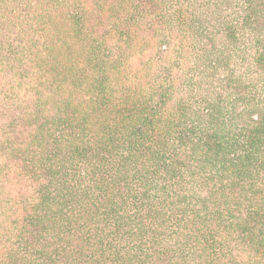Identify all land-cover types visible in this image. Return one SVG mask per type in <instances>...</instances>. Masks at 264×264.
I'll return each instance as SVG.
<instances>
[{"label": "trees", "instance_id": "16d2710c", "mask_svg": "<svg viewBox=\"0 0 264 264\" xmlns=\"http://www.w3.org/2000/svg\"><path fill=\"white\" fill-rule=\"evenodd\" d=\"M197 1L192 17L179 1L171 10L184 24L233 28L224 39L214 29L192 38L181 70L197 78L180 80L175 63L161 61L169 43L160 25L146 19L157 20L167 0L130 12L126 0H0V85L15 65L9 40L18 41L28 51L22 119L40 154L23 170L31 193L13 197L30 211L10 217L19 231L0 230V264H264V0H244L239 19L217 0ZM144 70L166 84H145ZM185 79L190 94L170 118V84ZM174 176L172 193L165 180ZM140 247L153 251L149 260L123 256ZM27 249L29 262L20 261Z\"/></svg>", "mask_w": 264, "mask_h": 264}, {"label": "rangeland", "instance_id": "374dc122", "mask_svg": "<svg viewBox=\"0 0 264 264\" xmlns=\"http://www.w3.org/2000/svg\"><path fill=\"white\" fill-rule=\"evenodd\" d=\"M176 1H179L178 3L181 5V9L185 15L188 17H192L193 9H189L190 7H196L200 6L199 2L197 0H167L166 3H161L157 7V20H151L152 17H147L146 19L154 25L159 24L160 30L158 33H161L162 35H165L168 43H169V49L168 52L162 53L161 61L163 60L164 63H168L170 61V65L172 63H175L172 69H170V74L174 73L173 76H177L182 80L183 78H191L193 77V72H185L181 70L182 67L185 65L184 58L185 51L189 50V41H197V40H191L192 38H198L201 36V34L207 33L210 29H214L216 31L215 35H219V38L224 39V35L227 32L228 29L233 28L231 24V21L226 23H220V21H211L208 18H205L207 22L203 27L199 26V22H195L191 24H184L183 20L178 19L179 11L173 12L171 10V6L176 3ZM205 1V0H204ZM214 1V0H212ZM218 3H221L223 7H225L228 10L234 9L236 14L239 16L244 11L246 4L244 3V0H224L222 3V0H217ZM127 5L126 9L127 12H130L132 9L136 7V5H141L143 8L144 2L141 0H126ZM139 2V3H138ZM244 7V8H243ZM197 13H200V11H197ZM197 16V15H196ZM26 17V16H25ZM23 17L22 19H25ZM174 18H177L179 22H173L175 20ZM185 21V20H184ZM217 22V23H216ZM233 23V22H232ZM27 26V31L31 27L29 22H22L19 25ZM235 24V23H234ZM13 24H11V27ZM237 23L235 27L237 28ZM244 26V24H242ZM226 26V27H225ZM225 27V28H222ZM245 27V26H244ZM247 30V29H246ZM234 31H236L234 29ZM28 33V32H27ZM138 30L136 26L133 27L132 32L130 33L132 36H137ZM20 36H16V39L12 37V39H23L25 38L24 34L19 33ZM30 37V36H29ZM33 39H36L35 37H30ZM202 40H206V38H203ZM8 41V40H7ZM7 41L2 40L1 45L3 46V51L6 52V49H10L12 51L10 60L12 62L15 61V65L9 67L8 71L5 73V84L0 85V230L8 231V229L19 231L17 230L15 225L9 224V219L11 216H14L17 220L18 214L24 215V213H28L30 210L23 209V204L20 203L18 205L17 203L13 202V197H17L18 193H22V195L25 197L31 193V179L29 175H27V178L25 181L22 182L23 177V170L26 167L25 165L32 166L34 164H39L40 154L38 151H34L33 148L36 147L34 143H32L31 137L29 135L30 126L28 123L24 122L23 118V112H24V103L21 100L22 94L24 91L29 89L27 85V81L29 79V74L27 72H23L22 68H19L21 61H26L23 54H27L28 51L27 48H24L18 41L16 43H12V41L9 40V45L6 44ZM138 39L135 40V43H137ZM167 43V42H165ZM165 46V45H164ZM163 46V47H164ZM197 48H199V45H197ZM229 51L234 53L231 58L230 65L236 66L238 57L235 55L236 50L233 47L229 48ZM138 56L139 52H134L132 56ZM17 57H20V59H17ZM1 61V60H0ZM245 65H242L241 69H243ZM171 68V67H170ZM147 70L143 71V74H141L143 82L146 84L148 80H150L149 86L150 87H156L161 89L160 86L166 84V81L163 80V78L160 76V78L153 73L152 76L144 75ZM1 74V78H2ZM164 77V76H163ZM166 78V77H165ZM194 80L197 78V76L193 77ZM160 79V80H159ZM245 80H252L248 77L245 78ZM156 83H158L160 86H158ZM190 80L185 79V82L181 87L177 86L174 87L170 84V96L167 99V104L164 106V108L170 109V118L171 113L175 111V109L172 108L178 101L183 102L186 104V97L190 94ZM254 89V93L259 95V92L262 90V86L260 83L257 82L256 86L250 85ZM151 88V89H152ZM195 91L197 88H194ZM263 92V91H262ZM242 102L243 100L238 101V103ZM233 118H236V115H234ZM243 118H247L246 115H243ZM236 119H234L235 121ZM192 120L188 119V122L191 123ZM234 126L231 127L233 129ZM169 160V159H168ZM132 178H130L131 180ZM171 180V183H170ZM178 180V177H172L170 179L167 178L165 182H168L169 186L174 187L178 185L174 181ZM164 181L162 179L159 180V182H153L156 185V188L154 189L155 193L159 194L160 192L157 190V188L163 183ZM136 183V182H135ZM134 183V184H135ZM86 185V184H83ZM82 187V185H80ZM178 191V187H175L173 192ZM162 196V195H160ZM30 199L25 202V206H28L30 203ZM167 207H170L168 205ZM178 211H180V208H177ZM167 213L169 214V221L167 225L169 226L168 234L165 237V240L170 243V240L173 242L175 233L170 235V208L167 210ZM180 213L175 215V218L178 217L179 219L184 218V215H181ZM21 218V217H20ZM172 220V219H171ZM151 221V220H149ZM21 222V221H20ZM155 222L159 223V219H157ZM152 222H148V224H151ZM174 225L172 228L176 231V229L180 228V221H178L175 224V221L173 223ZM179 228H178V226ZM183 227V226H182ZM183 229V228H182ZM51 234L46 233L45 236L41 237L40 240L44 242V244H48V241L45 240L46 238H49ZM16 239V238H15ZM14 239V240H15ZM7 242L11 245V238L7 239ZM123 245V244H122ZM52 245L50 246V248ZM126 248H131L129 246H125ZM134 248V246H133ZM33 251V250H32ZM21 253H25L24 249L20 250ZM153 251L148 249V247H140L139 251H123V256L128 255L129 257H133L134 255H138L140 259H144L145 257H148L149 254H152ZM28 255V249L27 254H22V256L19 258L20 261H26L29 262L26 257ZM151 257H148V260ZM143 263V260H142ZM224 263H228L224 259ZM147 264V263H146Z\"/></svg>", "mask_w": 264, "mask_h": 264}]
</instances>
